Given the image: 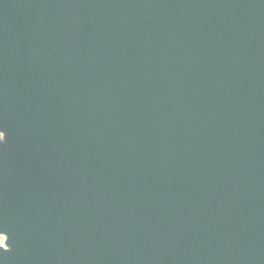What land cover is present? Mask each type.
I'll return each instance as SVG.
<instances>
[{
  "label": "water",
  "instance_id": "obj_1",
  "mask_svg": "<svg viewBox=\"0 0 264 264\" xmlns=\"http://www.w3.org/2000/svg\"><path fill=\"white\" fill-rule=\"evenodd\" d=\"M0 264H264V0H0Z\"/></svg>",
  "mask_w": 264,
  "mask_h": 264
},
{
  "label": "snow or ice",
  "instance_id": "obj_2",
  "mask_svg": "<svg viewBox=\"0 0 264 264\" xmlns=\"http://www.w3.org/2000/svg\"><path fill=\"white\" fill-rule=\"evenodd\" d=\"M5 134H6V131L0 128V140L3 141V143L0 144V146H3L7 142V136Z\"/></svg>",
  "mask_w": 264,
  "mask_h": 264
},
{
  "label": "rangeland",
  "instance_id": "obj_3",
  "mask_svg": "<svg viewBox=\"0 0 264 264\" xmlns=\"http://www.w3.org/2000/svg\"><path fill=\"white\" fill-rule=\"evenodd\" d=\"M0 245H3V238H0Z\"/></svg>",
  "mask_w": 264,
  "mask_h": 264
},
{
  "label": "clouds",
  "instance_id": "obj_4",
  "mask_svg": "<svg viewBox=\"0 0 264 264\" xmlns=\"http://www.w3.org/2000/svg\"><path fill=\"white\" fill-rule=\"evenodd\" d=\"M3 143V141L2 140H0V144H2Z\"/></svg>",
  "mask_w": 264,
  "mask_h": 264
}]
</instances>
